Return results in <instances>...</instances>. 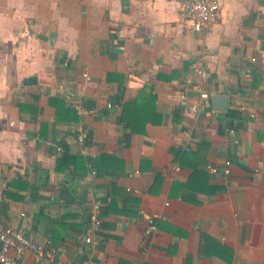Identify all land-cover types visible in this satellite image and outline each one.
<instances>
[{
	"label": "crops",
	"instance_id": "1",
	"mask_svg": "<svg viewBox=\"0 0 264 264\" xmlns=\"http://www.w3.org/2000/svg\"><path fill=\"white\" fill-rule=\"evenodd\" d=\"M181 1L0 0V222L58 261L264 264V0H217L210 34Z\"/></svg>",
	"mask_w": 264,
	"mask_h": 264
},
{
	"label": "built area",
	"instance_id": "2",
	"mask_svg": "<svg viewBox=\"0 0 264 264\" xmlns=\"http://www.w3.org/2000/svg\"><path fill=\"white\" fill-rule=\"evenodd\" d=\"M180 13L183 19L187 22V28L204 34H210L212 32L213 25L219 18V3L217 0H182L180 4ZM209 51L212 52V49ZM202 58V54L198 55L192 65L193 72L198 76L200 85L206 83L210 78L209 71L205 69L202 64ZM85 77L87 78L86 75ZM197 90L201 99L208 98L207 92L203 91L201 87H198ZM180 96L181 98L185 97L183 93L180 94ZM74 108L78 114L83 113L85 110L79 103L74 104ZM85 139L86 133L82 129L81 125H78L76 141L78 143L79 153L81 154H86L88 151ZM186 139L187 143L184 146V150L188 151L190 150V144L193 141V137L189 132H186ZM56 151H61V147L57 146ZM206 168L210 173H217V167L213 165L208 164ZM172 170L177 172L180 170V167L174 166ZM230 171V161L224 160L221 171L222 174L228 175L230 174ZM94 174V170H91L87 174V179L91 180ZM127 191L139 193L138 189L131 187H128ZM103 205V201L99 199H94L91 203L87 226L88 236H85V242H91V233H96L100 230ZM143 217L146 221V225L143 230L144 235L152 236L157 231V216L147 213L143 214ZM10 252H13L14 254L11 255ZM24 253L33 254L35 258L42 260L44 264H69L56 260L54 249L50 246L49 242L44 244L36 243L19 230L10 226H5L0 222V263L16 264V260L21 258Z\"/></svg>",
	"mask_w": 264,
	"mask_h": 264
},
{
	"label": "water",
	"instance_id": "3",
	"mask_svg": "<svg viewBox=\"0 0 264 264\" xmlns=\"http://www.w3.org/2000/svg\"><path fill=\"white\" fill-rule=\"evenodd\" d=\"M213 100H217V102L220 104V109L225 110L227 108V96L223 95H216L212 97Z\"/></svg>",
	"mask_w": 264,
	"mask_h": 264
}]
</instances>
